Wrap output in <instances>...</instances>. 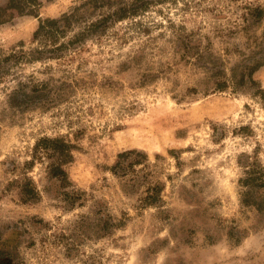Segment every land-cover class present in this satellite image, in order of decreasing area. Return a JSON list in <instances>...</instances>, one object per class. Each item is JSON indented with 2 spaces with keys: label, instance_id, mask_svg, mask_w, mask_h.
<instances>
[{
  "label": "rangeland",
  "instance_id": "374dc122",
  "mask_svg": "<svg viewBox=\"0 0 264 264\" xmlns=\"http://www.w3.org/2000/svg\"><path fill=\"white\" fill-rule=\"evenodd\" d=\"M15 2L0 264H264V0Z\"/></svg>",
  "mask_w": 264,
  "mask_h": 264
},
{
  "label": "trees",
  "instance_id": "16d2710c",
  "mask_svg": "<svg viewBox=\"0 0 264 264\" xmlns=\"http://www.w3.org/2000/svg\"><path fill=\"white\" fill-rule=\"evenodd\" d=\"M8 1V4H9V7L10 8H17L18 9V6L16 5V2L15 0H7ZM19 1V0H18ZM26 2L28 4H31V5H35L37 4V0H26ZM257 12V17L261 16V11L258 9L256 10ZM70 16L66 15L64 16L61 21L60 20H56V19H49V20H45V21H41L38 25V29L37 31L34 33V36H38V34L44 30L46 28V26H55L57 24H59L60 22H63L62 20H67L69 19ZM260 63H258L259 65ZM251 72V71H250ZM251 74V73H249ZM43 143H46L47 145L50 144L52 146H54L53 150L54 152H57L59 155H63L64 153V149L66 148V145L59 139H45L43 141ZM131 153H133V151H128V152H125L123 154H120L118 156V158H126L128 155H130ZM53 176L54 177H59V178H64V175L65 173L60 169V168H56L53 172Z\"/></svg>",
  "mask_w": 264,
  "mask_h": 264
}]
</instances>
